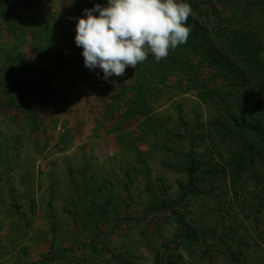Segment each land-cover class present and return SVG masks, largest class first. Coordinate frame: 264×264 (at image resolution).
I'll list each match as a JSON object with an SVG mask.
<instances>
[{
  "label": "rangeland",
  "instance_id": "obj_1",
  "mask_svg": "<svg viewBox=\"0 0 264 264\" xmlns=\"http://www.w3.org/2000/svg\"><path fill=\"white\" fill-rule=\"evenodd\" d=\"M72 9L70 0L24 5L17 9L13 34L0 13V86L10 82L17 104L29 94L47 106L45 112L31 109L37 118L32 121L27 111L0 105V264H31L49 248L56 254L43 264H166L162 258L178 226L168 212L157 211L155 202L176 196L186 167L179 152L191 147L189 134L195 150L208 148L197 127L206 120L207 104L191 87L155 80L149 65L147 71L140 69L142 63L126 68L124 75L133 72L155 83V95L149 98L154 123L146 127V142L138 144L145 167L132 146L117 143L107 126L96 127L106 113L111 85L123 76L104 79L100 68L85 67L83 48L75 43L77 23L66 26ZM217 142L214 154L224 158L227 142ZM133 162L136 166L129 168ZM229 187L221 178L215 180V197L223 195L221 190L226 195ZM195 200L202 205L200 196ZM221 207L207 215L212 224H229L230 219L229 225H237L232 224L237 218L245 226L253 219L243 217L248 211H242L240 201L238 212ZM88 210L101 211L100 217L94 213L81 219ZM257 214L264 220L263 213ZM97 232L101 235L95 237ZM255 236L248 239L249 251L254 239L264 244V232ZM92 238L96 250L86 247ZM70 245L73 251L63 250ZM183 255L181 264H233L218 251L208 257L197 248Z\"/></svg>",
  "mask_w": 264,
  "mask_h": 264
},
{
  "label": "trees",
  "instance_id": "obj_2",
  "mask_svg": "<svg viewBox=\"0 0 264 264\" xmlns=\"http://www.w3.org/2000/svg\"><path fill=\"white\" fill-rule=\"evenodd\" d=\"M35 1L0 0V13L9 23L5 27L8 33L16 32L14 22L17 9L21 10L24 5H31ZM72 1V16L68 15L66 24L69 28L78 23L81 16L85 17V9H93L96 4L105 7L108 2L70 0V3ZM177 2L190 3L193 9L187 21L191 28L189 40L175 50H170L169 56L159 63L149 54L140 69L147 71L145 69L149 65L150 76L157 77L154 78L158 82L173 80L179 88L184 84L186 88L195 89L198 100L207 104L206 120L198 119L197 123L204 135L198 136L203 141L208 139L209 145L198 152L195 150L194 136L189 134L188 143L191 147L179 152L186 167L178 183V192L172 199L160 197L155 202L157 211L168 212L178 226L162 261L166 264H181L183 253L188 255L190 251L200 248L202 254L208 257L218 251L233 264H264V244L260 245L254 239V248L248 250L251 247L248 239L264 232V220L257 214L264 215V39L260 34L261 28H264V0ZM94 15L99 13L95 12ZM11 60L8 64H13L14 60ZM100 73L103 71L100 70ZM154 84L144 79V76L138 78L133 72L123 75L117 84L111 85L106 113L102 120H97L96 125L97 128L107 126L105 131L112 132L117 143L124 141V144L132 146L136 152L135 158L139 161H142L144 153L138 144L146 142V127L150 128L154 123V107L149 102V98L155 95ZM29 85L28 82L27 92ZM2 95L0 105L9 110L21 108L27 111V117L32 121L37 118L31 109L39 108L44 112L47 109L40 98H31L29 94L17 104L18 97L10 87V82L0 86V97ZM177 111L179 119L184 122L180 105ZM184 132L182 130V134ZM218 139L227 142V155L224 158H216L217 153L214 154L218 150ZM135 166L133 162L129 168ZM218 178L230 186L226 194L228 196L224 194L226 190H221L223 195L215 197V180ZM250 186L254 187L253 190L248 189ZM199 196L203 199L200 206L195 202ZM236 201L241 202L242 211H248L244 212L243 217L253 215L248 225L244 226L243 220L237 218L232 223L237 225L232 226L229 225L230 219L229 224L221 220L220 224H212L213 221L208 220L207 215L213 214L219 204L221 208L238 212ZM101 211L88 210L81 219L94 213L100 217ZM96 225L94 222L93 228ZM100 235L97 232L95 237ZM96 245L95 238H92L86 247L96 250ZM52 249L42 252L40 258L31 264L53 260L56 253ZM63 250L73 251L74 247L66 246Z\"/></svg>",
  "mask_w": 264,
  "mask_h": 264
},
{
  "label": "clouds",
  "instance_id": "obj_3",
  "mask_svg": "<svg viewBox=\"0 0 264 264\" xmlns=\"http://www.w3.org/2000/svg\"><path fill=\"white\" fill-rule=\"evenodd\" d=\"M192 12L190 3L177 0H108L106 7L85 9L76 25L75 43L83 48L85 67L100 68L104 79L120 77L149 54L159 63L170 50L186 44Z\"/></svg>",
  "mask_w": 264,
  "mask_h": 264
}]
</instances>
